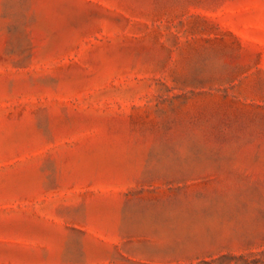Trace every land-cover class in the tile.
<instances>
[{"label": "rangeland", "instance_id": "1", "mask_svg": "<svg viewBox=\"0 0 264 264\" xmlns=\"http://www.w3.org/2000/svg\"><path fill=\"white\" fill-rule=\"evenodd\" d=\"M0 264H264V0H0Z\"/></svg>", "mask_w": 264, "mask_h": 264}]
</instances>
